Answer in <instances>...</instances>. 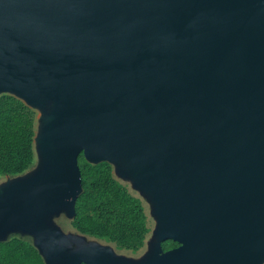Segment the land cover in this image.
Returning a JSON list of instances; mask_svg holds the SVG:
<instances>
[{
    "label": "water",
    "instance_id": "obj_1",
    "mask_svg": "<svg viewBox=\"0 0 264 264\" xmlns=\"http://www.w3.org/2000/svg\"><path fill=\"white\" fill-rule=\"evenodd\" d=\"M0 90L58 106L47 170L0 196V237L73 208L79 156L130 153L170 227L160 242L177 244L148 264L264 257V0H13L0 8ZM36 238L54 264L57 233Z\"/></svg>",
    "mask_w": 264,
    "mask_h": 264
},
{
    "label": "trees",
    "instance_id": "obj_2",
    "mask_svg": "<svg viewBox=\"0 0 264 264\" xmlns=\"http://www.w3.org/2000/svg\"><path fill=\"white\" fill-rule=\"evenodd\" d=\"M34 113L20 101L0 97V176H15L33 163ZM80 190L73 204L72 228L118 249L137 252L148 234L147 220L138 199L112 177L108 163L91 164L79 156ZM164 251L177 248L163 241ZM0 264H44L29 243L0 242Z\"/></svg>",
    "mask_w": 264,
    "mask_h": 264
},
{
    "label": "rangeland",
    "instance_id": "obj_3",
    "mask_svg": "<svg viewBox=\"0 0 264 264\" xmlns=\"http://www.w3.org/2000/svg\"><path fill=\"white\" fill-rule=\"evenodd\" d=\"M13 0H0V8ZM12 97L34 113L33 124V163L23 173L15 176H0V196L14 192L25 183L42 175L48 168L49 158L46 152V141L52 128L58 106L52 101H46L39 91H35V100L28 101L24 94L12 90H0V97ZM112 177L122 185L128 193L138 199L143 207L148 234L143 247L137 252L118 249L115 244L108 243L93 237L77 233L72 228L73 208L59 206L37 219L31 229H8L0 237V242L18 239L29 243L38 253L36 233L40 230H53L58 235L59 251L54 264H69L70 260L81 253H97L106 255L111 264H148L158 254L167 251L160 247L161 239L169 231L162 211L160 199L150 185L139 178L135 158L130 153H125L109 163ZM177 245V244H176ZM44 264H49L43 258ZM264 264V257L257 263Z\"/></svg>",
    "mask_w": 264,
    "mask_h": 264
}]
</instances>
